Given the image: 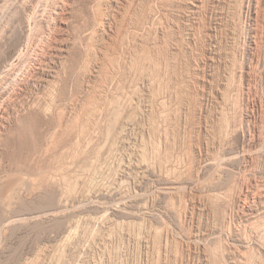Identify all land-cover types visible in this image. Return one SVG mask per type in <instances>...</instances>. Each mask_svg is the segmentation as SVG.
Masks as SVG:
<instances>
[{"label": "rangeland", "instance_id": "1", "mask_svg": "<svg viewBox=\"0 0 264 264\" xmlns=\"http://www.w3.org/2000/svg\"><path fill=\"white\" fill-rule=\"evenodd\" d=\"M201 1L66 7L62 100L32 107L47 90L29 83L0 129V264H264V1ZM59 4L0 0L1 51L8 33L47 34ZM117 88L125 125L86 137V112Z\"/></svg>", "mask_w": 264, "mask_h": 264}, {"label": "bare ground", "instance_id": "2", "mask_svg": "<svg viewBox=\"0 0 264 264\" xmlns=\"http://www.w3.org/2000/svg\"><path fill=\"white\" fill-rule=\"evenodd\" d=\"M102 1V0H101ZM118 1V0H116ZM176 1V0H175ZM181 1V0H180ZM233 1V0H232ZM264 1V0H263ZM33 2V1H32ZM73 0H61V4L55 7L50 16L51 27L47 34L41 37H35L28 39L24 32L18 33L14 38L13 35L9 33L6 35L7 45L10 47L9 53H3L0 49V71H2L3 76L5 75L3 83L0 85V129L3 127L5 120V111L7 105L12 101L13 97H17L21 92L24 91V88L29 83H32L36 89L44 87L47 90V97L41 101L36 100L32 103V107H37L40 110H43L45 113L50 112L51 107H56L57 104L62 100V86L65 84V79L62 78V75L59 73L58 68L64 69V72L68 74V69L74 68V60L69 58L68 46L65 43L67 37H64V32H70V27L65 17L66 7L70 6L69 4ZM121 2V1H120ZM188 10L196 12L202 5L201 0H184ZM24 4V3H23ZM98 4V3H96ZM118 4V3H117ZM178 4V3H177ZM253 4L256 7L261 6V0H253ZM34 5V4H33ZM260 5V6H259ZM154 6V5H153ZM206 6V5H205ZM251 7V5H249ZM53 7V6H52ZM102 7V6H101ZM152 7V6H151ZM245 8V7H244ZM250 9V8H248ZM262 9V8H260ZM31 10V9H30ZM147 10V9H146ZM145 10V11H146ZM1 11V10H0ZM190 11V12H191ZM252 11V10H250ZM13 12V11H12ZM243 12V11H242ZM17 13V12H16ZM46 13V12H45ZM152 13V12H151ZM150 13V14H151ZM149 14V15H150ZM192 14V13H191ZM242 14V13H241ZM113 15V14H112ZM15 16V15H14ZM36 16V15H35ZM160 16V15H159ZM150 17V16H149ZM250 17L252 20L257 22L259 20V13L251 12ZM89 18V17H88ZM151 18V17H150ZM15 19V18H14ZM17 19V18H16ZM31 19V18H30ZM149 19V18H148ZM147 19V20H148ZM262 19V18H261ZM107 21H97V28L100 26L106 29L107 37H111L114 34L112 29L111 20L106 19ZM145 21V20H144ZM151 21V20H149ZM154 21V20H153ZM141 22V21H140ZM158 22V21H157ZM260 22V21H259ZM264 21H262L263 23ZM10 23V22H9ZM8 23V24H9ZM143 23V22H142ZM11 24V23H10ZM22 26H26V22L22 21ZM254 24V23H253ZM30 25V24H29ZM118 25V24H117ZM259 25V24H258ZM15 26V25H14ZM96 26V25H95ZM135 26V25H134ZM262 26V25H261ZM124 27V26H123ZM133 27V26H132ZM151 27V26H149ZM154 27H152L153 29ZM25 29V28H24ZM103 29V30H104ZM123 29V28H122ZM150 29V28H149ZM15 30V29H14ZM29 30V29H28ZM32 30V29H31ZM102 30V29H101ZM255 35L257 34L256 29H253ZM6 31V30H5ZM40 31V30H39ZM95 31H98L95 30ZM105 31V30H104ZM120 31V30H119ZM123 31V30H122ZM133 31V30H132ZM143 31V30H142ZM149 31V30H148ZM126 32V31H125ZM96 33V32H95ZM33 34V32H32ZM134 34V33H133ZM141 34V33H140ZM65 35V36H66ZM96 37V36H95ZM131 37V36H130ZM140 37V36H139ZM260 37V36H259ZM110 39V38H109ZM92 40V39H91ZM127 40V39H126ZM118 41V40H117ZM131 41V40H130ZM256 41V40H255ZM106 42V41H105ZM67 43H69L67 41ZM124 43V42H123ZM257 43V42H255ZM6 44V43H5ZM94 44V43H93ZM110 44V43H109ZM117 44V43H116ZM78 45V44H77ZM119 45V44H118ZM139 45V44H138ZM259 45V44H258ZM257 46V45H256ZM5 48V47H4ZM113 48V47H112ZM261 48V44L260 47ZM130 49V48H129ZM4 50V49H3ZM93 50V49H92ZM101 50V49H100ZM105 51V50H104ZM59 52V53H58ZM121 52V51H120ZM110 53V52H109ZM126 53V52H125ZM144 53V52H142ZM150 53V52H149ZM154 53V52H153ZM114 54V53H113ZM138 54V53H137ZM152 54V53H151ZM254 54V53H253ZM142 55V54H141ZM147 56V55H146ZM258 56V55H257ZM25 57H30L27 63H24L23 59ZM123 57V56H122ZM155 57V56H154ZM127 58V57H126ZM79 59V58H78ZM106 59V58H105ZM111 59V58H110ZM142 60V59H141ZM260 61V60H259ZM91 62V61H90ZM101 62V61H100ZM99 62V63H100ZM126 62V61H125ZM150 62V61H149ZM141 63V61H140ZM138 64V63H137ZM157 64V63H156ZM68 65V66H67ZM109 65V64H108ZM261 65V63H260ZM264 65V64H263ZM162 66V65H161ZM92 67V66H91ZM106 67V66H105ZM117 67V66H116ZM160 67V66H159ZM251 67V66H250ZM107 68V67H106ZM142 68V67H141ZM150 68V67H148ZM111 69V68H110ZM257 69V68H256ZM101 70V69H100ZM105 70V69H104ZM131 70V69H130ZM136 70V69H135ZM162 70V69H161ZM109 71V70H108ZM138 71V70H137ZM255 71V70H254ZM253 71V72H254ZM87 72V71H86ZM144 72V71H143ZM251 72V71H250ZM100 73V72H99ZM119 73V72H116ZM129 73V72H128ZM65 74V73H64ZM137 74V73H136ZM153 74V71H152ZM102 75V74H101ZM115 75V74H114ZM122 75V74H121ZM139 75V74H138ZM144 75V74H143ZM112 76V75H111ZM146 76V75H144ZM143 76V77H144ZM102 77V76H101ZM142 77V76H141ZM128 79V78H127ZM153 79V78H152ZM107 80V79H106ZM154 80V79H153ZM110 81V80H109ZM128 81V80H127ZM149 81V80H148ZM119 82V81H118ZM155 82V81H154ZM254 82V81H253ZM160 83V82H159ZM31 84V85H32ZM120 84V83H119ZM114 85V84H113ZM112 85V86H113ZM118 85V84H117ZM116 85V86H117ZM155 85V84H154ZM153 85V86H154ZM250 85V84H249ZM14 86V88L12 87ZM70 86V85H69ZM151 86V85H150ZM121 87V86H120ZM13 88V89H12ZM113 88V87H112ZM111 90V89H110ZM115 92H112L110 95H100L99 102L85 114L83 119V129L81 130L84 134H88L92 129V132L89 133L86 137L93 135L99 127L102 125L108 124L107 130L108 135H111L117 130V128H122L125 125V109L129 105V100H125V92L120 89H114ZM152 92V91H151ZM158 92V91H157ZM156 92V93H157ZM169 93V92H168ZM127 95V94H126ZM152 95V94H151ZM155 95V94H154ZM160 95V94H159ZM15 97V98H16ZM14 98V99H15ZM136 98V96H135ZM156 98V97H155ZM154 98V99H155ZM128 99V98H127ZM158 99V98H157ZM156 99V100H157ZM22 100V99H21ZM137 100V99H136ZM69 101V100H68ZM79 103V102H78ZM134 104V103H133ZM262 104V103H261ZM136 105V104H135ZM152 106V105H151ZM154 107V106H153ZM75 108V107H74ZM263 109V108H262ZM131 110V109H130ZM169 111V110H168ZM133 112V111H132ZM138 113V111H137ZM54 114V113H53ZM66 114V113H65ZM128 114V113H126ZM80 115V114H79ZM137 115V114H136ZM166 115V114H165ZM132 116V114H131ZM130 116V117H131ZM150 116V115H149ZM170 116V115H169ZM33 117V116H32ZM81 117V116H80ZM164 117V116H163ZM142 118V117H141ZM36 119V118H35ZM78 119V118H77ZM134 119V118H133ZM171 120V119H170ZM77 122V121H76ZM158 122V121H157ZM151 123V122H150ZM72 124V122H71ZM75 124V123H74ZM134 124V123H133ZM80 125V124H79ZM139 125V124H138ZM165 125V124H164ZM167 125V124H166ZM75 126V125H74ZM161 126V125H160ZM72 127V126H71ZM78 127V126H77ZM162 127V126H161ZM166 127V126H165ZM255 127V126H254ZM165 129V128H164ZM75 130V129H74ZM151 130V129H150ZM153 130V129H152ZM56 131V130H55ZM94 132V133H93ZM120 132V131H119ZM151 132V131H150ZM99 133V132H97ZM260 133V131L258 132ZM68 134V133H67ZM169 134V133H168ZM55 135V134H53ZM123 135V134H122ZM125 135V134H124ZM260 135V134H259ZM248 136V135H247ZM81 137V136H80ZM260 137V136H258ZM120 138V137H119ZM90 139V138H88ZM101 140V139H100ZM249 141V140H248ZM79 143V142H78ZM78 145V144H77ZM79 146V145H78ZM86 147V146H85ZM100 147V146H99ZM251 147V146H250ZM120 149V148H119ZM79 150V149H78ZM104 150V149H103ZM153 151V150H152ZM94 152V151H93ZM103 152V151H102ZM101 152V153H102ZM258 152V151H257ZM97 153V152H96ZM245 153V152H244ZM250 153V152H249ZM248 153V154H249ZM253 153V152H252ZM256 153V152H255ZM75 155V154H74ZM100 155V154H99ZM156 155V154H155ZM246 155V153H245ZM251 155V154H250ZM103 156V155H102ZM117 156V155H116ZM154 156V154H153ZM102 158V157H101ZM255 158V157H254ZM108 159V158H107ZM231 159V158H230ZM103 160V159H102ZM247 160V159H246ZM95 161V160H94ZM100 161V160H98ZM154 161V160H153ZM115 162V161H114ZM223 162V160H222ZM221 163V161H220ZM219 163V164H220ZM253 163V162H252ZM94 164V163H93ZM218 164V163H217ZM115 166V165H114ZM121 166V165H120ZM140 166V165H139ZM134 167V166H133ZM95 168V167H94ZM142 168V166H141ZM170 172V171H169ZM102 173V172H101ZM128 173V172H127ZM169 174V173H168ZM172 179V178H171ZM258 184V183H257ZM258 186V185H257ZM123 187V186H122ZM175 187V186H174ZM247 187V186H246ZM255 187V186H254ZM259 187V186H258ZM257 187V188H258ZM162 188V187H161ZM172 188L168 187L167 189ZM179 188V187H178ZM256 188V187H255ZM261 189V187H259ZM258 188V189H259ZM176 189V188H174ZM182 189V188H181ZM184 189V187H183ZM157 190V189H156ZM164 190V189H163ZM257 190V189H256ZM264 190V189H263ZM175 191V190H173ZM261 191V190H260ZM170 192V191H169ZM167 192V193H169ZM177 192V191H176ZM263 192V191H261ZM153 193V192H152ZM173 193V192H172ZM180 193V192H179ZM178 193V194H179ZM148 194V193H147ZM154 194V193H153ZM162 194V193H161ZM166 194V193H165ZM220 194V193H219ZM241 194V193H240ZM251 194L254 195V192ZM250 194V195H251ZM256 194V191H255ZM258 194V192H257ZM263 194V193H262ZM125 195V194H124ZM158 195V194H157ZM181 195V193H180ZM147 196V195H146ZM225 196V195H224ZM247 196V195H246ZM249 196V195H248ZM257 196V195H256ZM260 196V195H259ZM264 196V195H262ZM261 197V196H260ZM212 198V197H211ZM247 198V197H246ZM245 198V199H246ZM258 198V197H257ZM170 199V198H169ZM217 199V198H216ZM237 199V198H236ZM263 199V198H262ZM248 200V199H247ZM246 200V201H247ZM250 202V201H249ZM264 202V201H263ZM216 203V202H215ZM213 202V204H215ZM225 203V202H224ZM236 203V202H235ZM252 203V202H251ZM262 203V201H261ZM115 204V203H114ZM209 204V203H208ZM218 204V203H217ZM222 205V204H221ZM247 205V202H246ZM252 205V204H251ZM241 206V205H240ZM117 207V206H116ZM213 207V206H212ZM250 207V204L249 206ZM205 208V207H204ZM244 208V207H243ZM214 209V208H213ZM251 209V208H250ZM224 210V209H223ZM211 211V210H210ZM213 211V210H212ZM254 211V209H253ZM251 211V217H258L255 213ZM264 211V210H263ZM249 214V213H248ZM259 214V212H258ZM263 214V212H262ZM238 216V215H237ZM261 216V215H259ZM251 221L253 220L250 218ZM254 221V220H253ZM13 222V221H12ZM263 223V222H262ZM257 224V223H256ZM248 225V224H247ZM245 225V226H247ZM264 227V226H263ZM257 228V227H256ZM253 231V230H252ZM258 233V231L256 232ZM259 234V233H258ZM197 246V245H196ZM195 246V247H196ZM199 246V245H198ZM237 248V247H236ZM240 250V249H238ZM228 253V252H227ZM233 253V251H232ZM245 256V255H244Z\"/></svg>", "mask_w": 264, "mask_h": 264}]
</instances>
